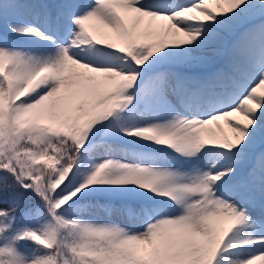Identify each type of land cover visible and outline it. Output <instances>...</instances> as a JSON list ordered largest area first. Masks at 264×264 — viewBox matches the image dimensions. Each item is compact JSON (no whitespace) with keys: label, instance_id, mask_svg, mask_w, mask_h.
I'll use <instances>...</instances> for the list:
<instances>
[{"label":"snow or ice","instance_id":"snow-or-ice-1","mask_svg":"<svg viewBox=\"0 0 264 264\" xmlns=\"http://www.w3.org/2000/svg\"><path fill=\"white\" fill-rule=\"evenodd\" d=\"M0 173V264H264V0H0Z\"/></svg>","mask_w":264,"mask_h":264},{"label":"rangeland","instance_id":"rangeland-1","mask_svg":"<svg viewBox=\"0 0 264 264\" xmlns=\"http://www.w3.org/2000/svg\"><path fill=\"white\" fill-rule=\"evenodd\" d=\"M79 2L82 3V4H87L89 2V0H79ZM13 42L16 43V44H19L20 46L33 47L34 50L39 48V46L32 45L31 42L27 41L24 38H17ZM221 123L223 124V121H221ZM225 131L226 132L228 131L226 126H225ZM32 196L35 197L36 199H38L41 202V204H42V201L40 200V198L34 192H32ZM0 207H2V206L0 205ZM37 207L38 206H33L32 210L36 209ZM41 207H42V205H41ZM88 218L95 219V220L111 219V220H114V221H117V222H120V223H126V221H124L118 215H113L111 217H108L103 212H101L99 210H93L91 213L88 214ZM23 219H24L23 220L24 225L36 226V224H37V220L31 214H29V216H25ZM17 224H18V222H17ZM21 246H22V248L25 251H31L32 248L34 247V245L31 244L30 242H23Z\"/></svg>","mask_w":264,"mask_h":264},{"label":"trees","instance_id":"trees-1","mask_svg":"<svg viewBox=\"0 0 264 264\" xmlns=\"http://www.w3.org/2000/svg\"><path fill=\"white\" fill-rule=\"evenodd\" d=\"M3 173H0V176H2ZM17 192H23L22 189H16ZM4 197L0 195V199H3ZM2 207H7V204H0ZM41 202L32 196V191H26L23 192V199L21 201L20 210L17 213V225H24L23 218L25 216H29L30 211L33 209V206L41 207ZM31 243V242H30ZM32 244V243H31Z\"/></svg>","mask_w":264,"mask_h":264}]
</instances>
